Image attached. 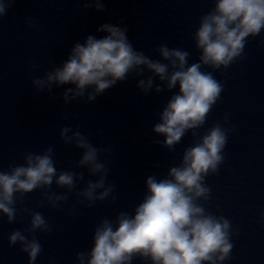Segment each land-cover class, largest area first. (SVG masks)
<instances>
[{"label":"clouds","instance_id":"obj_1","mask_svg":"<svg viewBox=\"0 0 264 264\" xmlns=\"http://www.w3.org/2000/svg\"><path fill=\"white\" fill-rule=\"evenodd\" d=\"M82 2L84 13L105 10V0ZM14 3L0 0V20ZM210 3L191 34L198 53L195 61L190 50L167 43L154 48L155 58L146 54L134 46L121 21L100 25L96 32L102 36L89 34L83 42H75L58 66L31 79L37 94L51 96L54 89L63 88L60 99L65 107L74 102L92 104L118 84L135 80L143 97L171 93L152 125L151 132L158 138L153 143L171 153L185 136L192 137L165 174L145 178L142 198L134 207L98 220L90 247L76 252L73 264H226L232 259L239 229L229 217L210 210L208 179L217 176L225 163V148L236 126L225 115L223 123L214 122L202 134L200 130L225 90L216 74L224 76L234 64L246 60L249 41L264 33V0ZM28 27L35 24L29 20ZM62 118L68 119V113ZM59 139L80 152L71 170H58L51 145L23 153L22 163L0 167V221L11 225L28 218L26 227L13 230L7 238L9 248L19 246L28 264H36L43 252L37 234L53 231L49 218L25 206L30 194L40 193L37 208L57 212L64 211L74 196L75 203L68 209L72 215L81 207L114 205L118 200L117 185L109 181L111 150L96 146L79 126L61 127ZM86 174L94 179L86 180ZM260 222L264 225V212Z\"/></svg>","mask_w":264,"mask_h":264},{"label":"water","instance_id":"obj_2","mask_svg":"<svg viewBox=\"0 0 264 264\" xmlns=\"http://www.w3.org/2000/svg\"><path fill=\"white\" fill-rule=\"evenodd\" d=\"M210 0H105V10L83 12L82 0H15L7 15L0 20V167L12 161L22 163L27 151L54 147L58 170H71L80 158L74 147H65L59 139L63 126H79L98 147L111 150L109 181L117 185L118 200L114 205L97 204L91 209L79 208L72 215L68 209L75 203L69 198L64 211L37 208L40 193L26 197V207L42 212L50 219L53 231L37 234L43 252L36 264H73L78 251L91 245L92 230L104 216L118 210H130L142 198L145 178L153 173L165 174L178 161L183 149L192 143L184 137L173 152L154 144L151 132L161 107L171 93L143 97L136 81L105 92L88 105L74 102L63 106V88L51 96L37 94L31 79L66 59L72 45L83 42L89 34L102 36L96 29L104 23L128 28L129 39L138 49L154 55L161 43L192 47L191 34L198 18L211 7ZM31 20L34 28L28 27ZM261 37L250 40L247 59L234 64L224 76V92L205 129L214 122L223 123L225 115L236 131L225 148V163L219 174L208 179L212 187L210 210L229 217L239 237L235 239L232 259L226 264H264V45ZM68 113V119L63 115ZM99 133V135H97ZM162 139V138H159ZM78 171H85L79 169ZM85 179H94L85 175ZM83 185L81 184V187ZM53 190L62 191L55 189ZM0 221V264H28L19 246L9 248L8 235L27 226ZM134 264H140L134 261Z\"/></svg>","mask_w":264,"mask_h":264}]
</instances>
